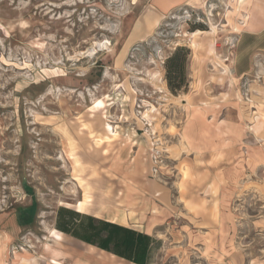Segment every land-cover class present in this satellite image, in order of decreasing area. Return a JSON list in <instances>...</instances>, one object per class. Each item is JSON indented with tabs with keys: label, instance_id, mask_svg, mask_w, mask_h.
Returning a JSON list of instances; mask_svg holds the SVG:
<instances>
[{
	"label": "rangeland",
	"instance_id": "1",
	"mask_svg": "<svg viewBox=\"0 0 264 264\" xmlns=\"http://www.w3.org/2000/svg\"><path fill=\"white\" fill-rule=\"evenodd\" d=\"M257 1L199 0L137 41L151 0H0V264H132L55 242L61 207L163 218L150 264H264V58L228 67Z\"/></svg>",
	"mask_w": 264,
	"mask_h": 264
},
{
	"label": "trees",
	"instance_id": "2",
	"mask_svg": "<svg viewBox=\"0 0 264 264\" xmlns=\"http://www.w3.org/2000/svg\"><path fill=\"white\" fill-rule=\"evenodd\" d=\"M190 56L188 49L179 47L166 61V81L174 95L189 88ZM56 229L132 264H150L162 243L146 233L64 207L57 212Z\"/></svg>",
	"mask_w": 264,
	"mask_h": 264
},
{
	"label": "crops",
	"instance_id": "3",
	"mask_svg": "<svg viewBox=\"0 0 264 264\" xmlns=\"http://www.w3.org/2000/svg\"><path fill=\"white\" fill-rule=\"evenodd\" d=\"M198 1L199 0H151V3L147 10L148 15L150 16L148 18L149 23H146L147 25H138V27L135 28L134 32L132 33L131 39H136L141 36L139 39H137V41H144L146 37H149L152 34V32L159 26L160 21L164 20L167 15L178 10L179 8L191 7ZM148 24L153 27L150 29V27H148ZM235 44L236 49L234 52V56L231 59V63L228 64V67L231 71V77H233L234 80H240L245 78L253 71L254 63L258 64V62H256L257 59H259L260 57L264 58V0H258L253 4V9H251L248 14L245 26L243 27L241 33H239V35L235 38ZM256 56H258L259 58ZM122 95H125V93H123ZM125 127L127 126L123 124H118L117 126V128H120L122 130L123 136L128 135L127 137L130 139V142L128 143L132 144L133 139H135L133 137L134 135H132V133H130V131H128V129H126ZM128 205V201L125 200L126 209H128ZM131 209L133 208L130 207V210ZM86 215L116 223L124 227L132 228L134 230L146 233L153 238L157 236L155 238L163 240L161 238V235L163 234H157L159 233V231H154L156 225L162 226L161 224H163V218H149L146 216H142L139 223L136 222L135 225L132 222V217L130 216L128 217L127 222L123 223L117 220H107L104 217H100L95 214L93 215V213H87ZM169 230L171 231V229Z\"/></svg>",
	"mask_w": 264,
	"mask_h": 264
},
{
	"label": "bare ground",
	"instance_id": "4",
	"mask_svg": "<svg viewBox=\"0 0 264 264\" xmlns=\"http://www.w3.org/2000/svg\"><path fill=\"white\" fill-rule=\"evenodd\" d=\"M65 138H66V136H65ZM69 138V137H68ZM67 141V140H66ZM69 141V140H68ZM68 141H67V146L69 147V149H68V154H69V157H71V145L68 143ZM72 141V140H71ZM70 142V141H69ZM73 161V160H72ZM88 195V191H86L85 192V200L83 201V202H80V204L81 205H84V204H86L87 202H89V201H87L86 199L88 198H90V197H88L87 196ZM51 237L54 239V241L55 242H57V243H64V241H65V235L62 233V232H60V231H58V230H56V229H54V230H52L51 231ZM54 252L56 253V256H61V255H64L63 254V252H61V251H59V250H57V249H55L54 250Z\"/></svg>",
	"mask_w": 264,
	"mask_h": 264
}]
</instances>
